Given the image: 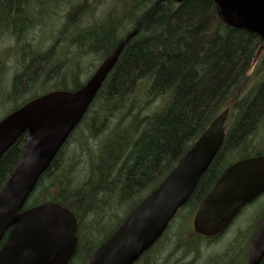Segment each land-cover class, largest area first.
Segmentation results:
<instances>
[{
  "label": "trees",
  "instance_id": "obj_1",
  "mask_svg": "<svg viewBox=\"0 0 264 264\" xmlns=\"http://www.w3.org/2000/svg\"><path fill=\"white\" fill-rule=\"evenodd\" d=\"M107 2L0 0V35L13 36L18 46L6 56L0 53V100L3 96L10 102L30 92L42 77L54 81L68 76L55 89L80 88L85 82L82 57L96 53L100 64L143 17L138 34L125 46L81 123L41 176L33 192L40 201L25 208L53 201L71 210L78 220V248L69 264L88 253L82 261L87 264L94 250L146 197L137 200L139 195L156 188L213 119L230 107L226 138L216 158L183 212L135 264H236V259H230L243 232L221 252L205 255V247L220 241L225 232L216 237L200 235L192 219L219 175L233 163L224 165L229 155L239 160L263 154H250L248 149L263 148L253 145L252 139L264 119V40L227 25L214 0H114L113 7L102 9ZM58 7H67L65 21L51 45L41 51L36 39H27V32L41 25L42 13L53 15ZM61 44L76 50L70 70H62ZM17 53L21 68L7 88L8 56ZM166 96L161 109L144 114L149 105ZM82 125L86 138L79 142L81 155L86 154L84 149L92 151L79 168L84 162L73 167L63 155ZM25 142L26 134L0 159V191L19 163ZM128 203H132L129 211L120 214ZM103 224L111 227L100 242L85 238L91 231L99 236ZM252 236L240 264L247 262ZM90 245L95 247L88 252Z\"/></svg>",
  "mask_w": 264,
  "mask_h": 264
},
{
  "label": "water",
  "instance_id": "obj_2",
  "mask_svg": "<svg viewBox=\"0 0 264 264\" xmlns=\"http://www.w3.org/2000/svg\"><path fill=\"white\" fill-rule=\"evenodd\" d=\"M214 1L227 25L264 40V0ZM142 20L80 88L52 90L0 120V159L27 134L23 155L0 191V264H69L75 255L78 220L71 210L53 201L24 207L84 118L125 46L138 34ZM229 113L226 108L213 119L168 175L95 249L87 264H135L163 237L224 144ZM262 193L264 155L232 163L200 202L193 218L194 230L206 237L221 235L240 210ZM263 259L264 218L253 234L246 264H261Z\"/></svg>",
  "mask_w": 264,
  "mask_h": 264
},
{
  "label": "rangeland",
  "instance_id": "obj_3",
  "mask_svg": "<svg viewBox=\"0 0 264 264\" xmlns=\"http://www.w3.org/2000/svg\"><path fill=\"white\" fill-rule=\"evenodd\" d=\"M106 1L108 2L101 5L102 9L104 10L107 7L111 8L115 5L114 0H106ZM66 10H67V7H58L56 9V13H54L53 15H48L49 12L42 13L43 20L40 22L41 25L36 26L30 32L28 31L26 35L27 39L29 41L36 39L35 42L39 43L40 50L41 51L46 50L53 42V37L55 38L58 35V30L65 21L64 16H65ZM46 20H48L50 24H48ZM16 47L18 48L15 38L13 36H8L7 33L2 32V34L0 35V53L6 56L9 50L12 51ZM17 48H16V51H17ZM75 51H76L75 48L68 50V48H65V45H62V44L60 45L59 53L61 57H63L64 55L62 59L65 62V66L62 68V70L67 69V68H69L70 70L71 67L73 68V64L75 63V60L77 59V56L75 55ZM20 56H21L20 53H17L15 56H11V55L8 56V59H9L8 66H9L10 72H8V74L6 75L5 84L7 88L9 87L11 88V81H12L11 78L13 74L16 72V70H19L21 68L19 61H18ZM96 58H97L96 53H89V54L84 55L82 59L80 60L79 63L82 69V73H81L82 80L86 81L90 77V75L94 72L96 65L99 64V59L96 61ZM62 78L67 79L69 77L65 76L61 78L59 77L57 79L55 78L56 80L54 81L45 80L44 77H42L39 80V83L36 84L35 88L30 90V92L24 94L16 102L7 101V99L1 96L2 99L0 100V120L4 118L7 114H9L13 109H15L16 106L24 104L25 102L37 96L43 95L55 88L61 87L60 85H62L63 83ZM167 99H168L167 96L159 98L158 100H156L155 102H153L151 105H149L146 108V110L144 111V114L145 113L152 114L153 112L161 109L167 102ZM85 129H86L85 125H82L81 128L78 130V133L81 135L77 134L74 137L71 143L68 144V147L66 148V151L63 155V158H65L67 161L71 163V164L69 163L70 165L81 164L82 162L86 160L87 154L90 151H92V149H84L86 151V154L81 155L83 150H81L82 145H80L79 142L82 139L86 138ZM252 143L253 145L260 146V147L262 146L263 148L261 149H256V147L250 148L248 149V152H250V154H254L257 152H262L264 154V119L259 125V130L256 136L253 137ZM237 158H238L237 155H233V154L229 155L226 161L224 162V165L227 166L231 162H234L235 160H237ZM78 160H80V162L77 163ZM74 161H76V163H74ZM87 162L88 161L81 164L79 168L83 167V165H85V163ZM150 190L151 189H146L145 191H143L139 195L137 200H139L141 197L146 196L150 192ZM38 201H40L39 195L37 193H33L31 197L29 198L27 204H34V203H37ZM131 206H132V203H128L122 208V210L119 213L120 214L127 213L129 209L131 208ZM180 212H183V209H181L178 212V214ZM178 214L176 216H178ZM263 217H264V193L260 195L258 198H256L254 201H252L251 203L244 206L240 210L238 215L234 218L232 223L226 229L225 234L223 235L222 239L218 241L217 243L208 244L210 246L205 247L204 254L208 255L212 252H221L222 250H224L225 246L229 244L231 239H233L239 232H243L244 234L243 239L241 240V242L235 245L233 249L232 257L230 259V261L231 260L234 261L236 259L237 260L236 264L242 263L243 261H245L244 251L247 250L248 240L251 234L254 233V231L256 230L259 222L261 221ZM175 220H176V217L172 220L170 226L174 223ZM187 226H189V224ZM101 227H102L101 228L102 232L99 236L96 237V235L94 234L95 232L91 231L89 234L85 236V238H89V239L91 237L94 238V239H91L93 244L100 242L103 239L104 235L108 233L107 231L109 230V227L111 226L103 224ZM87 247L89 248L88 252H90L91 250H93L95 245H90V247L89 246ZM87 255L88 253L83 255L84 260H85V256L87 258ZM83 259L77 262L75 261L74 264H83L82 263Z\"/></svg>",
  "mask_w": 264,
  "mask_h": 264
},
{
  "label": "bare ground",
  "instance_id": "obj_4",
  "mask_svg": "<svg viewBox=\"0 0 264 264\" xmlns=\"http://www.w3.org/2000/svg\"><path fill=\"white\" fill-rule=\"evenodd\" d=\"M103 16V15H102ZM128 34V33H127Z\"/></svg>",
  "mask_w": 264,
  "mask_h": 264
}]
</instances>
